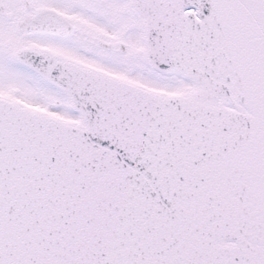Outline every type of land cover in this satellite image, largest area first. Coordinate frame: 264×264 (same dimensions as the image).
<instances>
[{
  "label": "snow or ice",
  "instance_id": "snow-or-ice-1",
  "mask_svg": "<svg viewBox=\"0 0 264 264\" xmlns=\"http://www.w3.org/2000/svg\"><path fill=\"white\" fill-rule=\"evenodd\" d=\"M0 264H264V0H0Z\"/></svg>",
  "mask_w": 264,
  "mask_h": 264
}]
</instances>
